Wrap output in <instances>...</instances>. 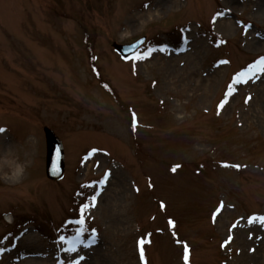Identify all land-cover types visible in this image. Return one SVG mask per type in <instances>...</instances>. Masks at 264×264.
<instances>
[{
	"label": "rangeland",
	"instance_id": "1",
	"mask_svg": "<svg viewBox=\"0 0 264 264\" xmlns=\"http://www.w3.org/2000/svg\"><path fill=\"white\" fill-rule=\"evenodd\" d=\"M260 57L264 0H0V264H264Z\"/></svg>",
	"mask_w": 264,
	"mask_h": 264
},
{
	"label": "water",
	"instance_id": "2",
	"mask_svg": "<svg viewBox=\"0 0 264 264\" xmlns=\"http://www.w3.org/2000/svg\"><path fill=\"white\" fill-rule=\"evenodd\" d=\"M146 41V38L138 40L136 43L131 45H121L115 44L114 48L116 51L123 56V58L128 59L136 52L137 48L142 46ZM46 136L48 142V170L47 175L53 180H62L65 176L66 165H65V152L60 139L54 131L46 128Z\"/></svg>",
	"mask_w": 264,
	"mask_h": 264
},
{
	"label": "snow or ice",
	"instance_id": "3",
	"mask_svg": "<svg viewBox=\"0 0 264 264\" xmlns=\"http://www.w3.org/2000/svg\"><path fill=\"white\" fill-rule=\"evenodd\" d=\"M259 68V71L260 72H264V57H260L258 59V61H256L254 64L252 65H249L248 69L244 70V71H241L240 73H238L237 75L240 76V77H244L247 72H254L255 69ZM255 74V73H254ZM242 82H246V81H242ZM105 87H107V85H105ZM247 102V100H246ZM227 103V101H223L218 107L219 109H223L224 107V104ZM219 114V113H218ZM136 124H135V120H134V123H133V127L135 128ZM4 131L3 129H0V132ZM225 166H232V167H236L237 169H239L241 166L240 165H225ZM175 170V169H173ZM95 198L93 197V200ZM89 205L88 204H85L82 206V209H81V218L79 220H76L74 223H76L77 225H79V227L76 228L75 230V235L72 237L71 241H69L68 243L71 245L68 249V251H75V247L74 245L77 243V242H80L81 241V237L84 235L85 231H86V228H85V220L83 218V209L84 208H88ZM163 207V205H162ZM261 221L264 222V218H261ZM69 223H73L72 221H69ZM169 223H172L171 221ZM92 232V236L95 235V229H92L91 230ZM91 238V237H90ZM61 241H64L65 238L62 236L61 238ZM141 244H143V241H141ZM87 246V245H85ZM185 250L187 251V246L185 245ZM143 248H141V258H143ZM185 259L187 260V256H185Z\"/></svg>",
	"mask_w": 264,
	"mask_h": 264
},
{
	"label": "bare ground",
	"instance_id": "4",
	"mask_svg": "<svg viewBox=\"0 0 264 264\" xmlns=\"http://www.w3.org/2000/svg\"><path fill=\"white\" fill-rule=\"evenodd\" d=\"M2 155L4 156L3 162L11 168V175L5 173L3 167H1L2 165L0 166V174L3 175V177L9 184H13L14 186L18 183L19 179L21 178V172L23 167L22 165L18 166L19 161L13 159L10 149H5Z\"/></svg>",
	"mask_w": 264,
	"mask_h": 264
},
{
	"label": "trees",
	"instance_id": "5",
	"mask_svg": "<svg viewBox=\"0 0 264 264\" xmlns=\"http://www.w3.org/2000/svg\"><path fill=\"white\" fill-rule=\"evenodd\" d=\"M182 42H183V39H182V38H180V40H179V42H178V43H179V44H181ZM23 220H25V218H24V219H22V221H23ZM29 223H31V221L27 222V223H26V225H27V224H29Z\"/></svg>",
	"mask_w": 264,
	"mask_h": 264
}]
</instances>
